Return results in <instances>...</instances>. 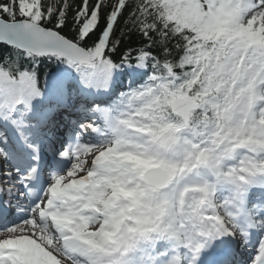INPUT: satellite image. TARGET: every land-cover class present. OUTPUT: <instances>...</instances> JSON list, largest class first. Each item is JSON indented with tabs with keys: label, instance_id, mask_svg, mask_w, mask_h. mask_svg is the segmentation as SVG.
<instances>
[{
	"label": "snow or ice",
	"instance_id": "snow-or-ice-1",
	"mask_svg": "<svg viewBox=\"0 0 264 264\" xmlns=\"http://www.w3.org/2000/svg\"><path fill=\"white\" fill-rule=\"evenodd\" d=\"M0 264H264V0H0Z\"/></svg>",
	"mask_w": 264,
	"mask_h": 264
}]
</instances>
